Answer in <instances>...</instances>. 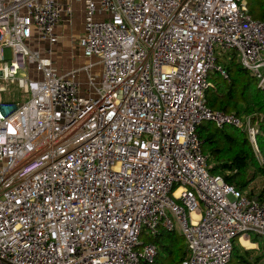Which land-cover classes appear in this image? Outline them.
<instances>
[{
    "label": "built area",
    "instance_id": "built-area-1",
    "mask_svg": "<svg viewBox=\"0 0 264 264\" xmlns=\"http://www.w3.org/2000/svg\"><path fill=\"white\" fill-rule=\"evenodd\" d=\"M72 8L0 0V264H151L173 219L181 264H228L235 240L264 239V199L212 174L197 132L235 125L255 144L205 92L230 51L264 88V19L247 0H85L87 62L63 72ZM15 83L22 99L4 100Z\"/></svg>",
    "mask_w": 264,
    "mask_h": 264
},
{
    "label": "trees",
    "instance_id": "trees-1",
    "mask_svg": "<svg viewBox=\"0 0 264 264\" xmlns=\"http://www.w3.org/2000/svg\"><path fill=\"white\" fill-rule=\"evenodd\" d=\"M247 5L254 18L264 19V0H247ZM218 62L225 67L228 78L217 71L209 74L211 84L205 92L206 104L211 109L234 113L241 118L244 114L250 115L251 124L257 130L256 145L247 130L235 125L219 127L212 121H204L198 126L197 132L202 141V150L208 156L209 171L222 176L227 184L245 193L257 176L264 177V88L258 85L257 78L242 65L236 52L230 51L218 56ZM9 94H5L7 97L3 99L18 100ZM247 195L264 199V190L259 195H253V192ZM251 236L254 243H261L263 239L256 233ZM150 240L159 248L151 264H181L190 255L189 247L184 243V235L175 233V230L163 229L159 236ZM250 252L235 240L228 264H232L233 259L235 264L258 263V260H250Z\"/></svg>",
    "mask_w": 264,
    "mask_h": 264
},
{
    "label": "rangeland",
    "instance_id": "rangeland-1",
    "mask_svg": "<svg viewBox=\"0 0 264 264\" xmlns=\"http://www.w3.org/2000/svg\"><path fill=\"white\" fill-rule=\"evenodd\" d=\"M84 13L81 12L80 15H75V19L73 20V17L70 18V20L66 21V23L63 22L61 27L59 28V41L54 47V63L56 68L59 71H68L72 68H78L83 66L87 59L84 58L82 50L79 46V38L82 35V31L84 28ZM260 16V15H257ZM74 21V22H73ZM4 54L7 58L11 57V49L6 47L4 48ZM238 60V58H237ZM236 60V61H237ZM32 68L34 66H31ZM24 70H20L18 76H24L25 75ZM77 80L82 82V86H86V72L85 70H81L77 73ZM8 92L2 93V97H7V93H10L9 96L11 98L15 99H22L23 92L18 88L17 84H11L7 90ZM5 95V96H4ZM9 97V98H10ZM242 119L246 123H251L252 118L250 115L244 114L242 115ZM255 141H256V135H255ZM262 160V158H261ZM264 190V177L259 175L257 176L253 182L250 183L248 189L245 191V193L253 192V195H259ZM174 225H175V233L182 234L181 227L179 223L173 219ZM147 239V238H145ZM186 241H184L185 243ZM251 244L252 247H247L242 245L244 249H248L250 252V260L254 262V260H258V263L256 264H264V240L262 239L261 243L258 241L257 244L253 243ZM232 264H235V259H233Z\"/></svg>",
    "mask_w": 264,
    "mask_h": 264
},
{
    "label": "crops",
    "instance_id": "crops-1",
    "mask_svg": "<svg viewBox=\"0 0 264 264\" xmlns=\"http://www.w3.org/2000/svg\"><path fill=\"white\" fill-rule=\"evenodd\" d=\"M63 2H66V3H69L70 5H72V9H73V20L75 19V15H80L81 14V12L83 11V13H84V8H85V0H62ZM66 19V21H68L69 19H67V16L65 17ZM83 18H84V16H83ZM64 20V23H66V21ZM74 22V21H73ZM63 24V23H62ZM82 33H83V31H82ZM252 237V236H251ZM250 241H252L251 239H250ZM238 242H240V244H244L243 243V241H240V240H238ZM251 243V242H250ZM254 243V242H253ZM255 244H257V243H255ZM244 246V245H243Z\"/></svg>",
    "mask_w": 264,
    "mask_h": 264
},
{
    "label": "bare ground",
    "instance_id": "bare-ground-1",
    "mask_svg": "<svg viewBox=\"0 0 264 264\" xmlns=\"http://www.w3.org/2000/svg\"><path fill=\"white\" fill-rule=\"evenodd\" d=\"M255 145H256V141H255ZM194 217L196 218L195 215H194ZM242 241H243L244 245L247 246V247H252L253 246L246 238H243Z\"/></svg>",
    "mask_w": 264,
    "mask_h": 264
}]
</instances>
